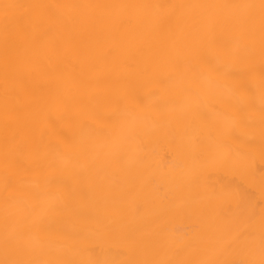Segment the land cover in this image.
<instances>
[{
	"label": "bare ground",
	"instance_id": "bare-ground-1",
	"mask_svg": "<svg viewBox=\"0 0 264 264\" xmlns=\"http://www.w3.org/2000/svg\"><path fill=\"white\" fill-rule=\"evenodd\" d=\"M0 264H264V0H0Z\"/></svg>",
	"mask_w": 264,
	"mask_h": 264
},
{
	"label": "snow or ice",
	"instance_id": "snow-or-ice-1",
	"mask_svg": "<svg viewBox=\"0 0 264 264\" xmlns=\"http://www.w3.org/2000/svg\"><path fill=\"white\" fill-rule=\"evenodd\" d=\"M4 7L5 8H10V7H15V5H8V4H6V5H4Z\"/></svg>",
	"mask_w": 264,
	"mask_h": 264
}]
</instances>
